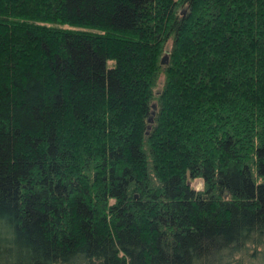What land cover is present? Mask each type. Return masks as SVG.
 I'll return each instance as SVG.
<instances>
[{
	"label": "trees",
	"instance_id": "trees-1",
	"mask_svg": "<svg viewBox=\"0 0 264 264\" xmlns=\"http://www.w3.org/2000/svg\"><path fill=\"white\" fill-rule=\"evenodd\" d=\"M263 238L264 0H0V264Z\"/></svg>",
	"mask_w": 264,
	"mask_h": 264
},
{
	"label": "rangeland",
	"instance_id": "rangeland-1",
	"mask_svg": "<svg viewBox=\"0 0 264 264\" xmlns=\"http://www.w3.org/2000/svg\"><path fill=\"white\" fill-rule=\"evenodd\" d=\"M195 188L199 189L202 187L200 180L194 181ZM90 249L83 247L77 250L74 254L72 263L73 264H91L90 260ZM245 264H264V238L261 244L252 245L248 248V254L242 258Z\"/></svg>",
	"mask_w": 264,
	"mask_h": 264
},
{
	"label": "water",
	"instance_id": "water-1",
	"mask_svg": "<svg viewBox=\"0 0 264 264\" xmlns=\"http://www.w3.org/2000/svg\"><path fill=\"white\" fill-rule=\"evenodd\" d=\"M161 63H162V64H166V63H167V56H163V58H162V60H161ZM153 108L155 109L156 106L153 105ZM149 121H152V119H149Z\"/></svg>",
	"mask_w": 264,
	"mask_h": 264
}]
</instances>
